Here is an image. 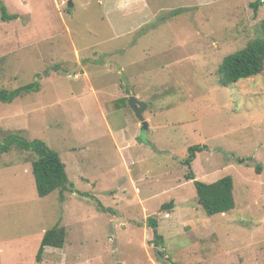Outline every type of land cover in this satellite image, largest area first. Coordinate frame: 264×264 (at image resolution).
<instances>
[{
	"label": "rangeland",
	"instance_id": "obj_1",
	"mask_svg": "<svg viewBox=\"0 0 264 264\" xmlns=\"http://www.w3.org/2000/svg\"><path fill=\"white\" fill-rule=\"evenodd\" d=\"M257 1L0 0V91L40 86L0 102V147L43 140L75 185L41 198L32 155L0 154V264H264V72L230 87L218 72L263 36ZM194 145L196 180L234 178L230 212L200 205L181 162ZM56 226L65 245L39 262Z\"/></svg>",
	"mask_w": 264,
	"mask_h": 264
},
{
	"label": "trees",
	"instance_id": "obj_2",
	"mask_svg": "<svg viewBox=\"0 0 264 264\" xmlns=\"http://www.w3.org/2000/svg\"><path fill=\"white\" fill-rule=\"evenodd\" d=\"M262 3L261 0H258L251 6L257 12L262 6ZM19 17V14H10L7 8L2 5L1 19L3 21H13L19 19ZM261 29L263 34L262 37L254 39L242 50L224 58L218 71L222 86L230 87L243 79L253 78L264 72V20L261 23ZM33 87L38 88L37 90L40 89L36 81L19 90L0 91V102L13 103L16 97L23 91H31ZM3 143L2 147H0V154L10 153L14 147H17L21 151H25L32 155V173L35 178L38 195L41 198L56 191H60L61 193L65 191L74 192L75 185L69 179L66 164L62 161L60 154L48 146L46 142L40 139L30 141L24 138V136L11 134L5 138ZM206 149L207 146L201 145L190 147L188 156L181 162L189 168V173L186 175V178L189 181H194L198 201L207 215L211 217L217 214H226L235 209V181L232 176H227L211 184L196 180V175L193 172V164L197 160L198 154ZM240 162L244 163L245 160L242 159ZM173 208V202L164 204L159 214L163 215L165 211ZM102 209L105 211L103 207ZM148 222L153 229L154 244L157 247L164 246V237L159 232V224L156 217H149ZM65 241L66 230L63 227L56 226L47 231L41 243L37 257L38 261H41L46 248L62 249L65 245ZM163 255V253H160V257ZM171 264L177 263L172 262Z\"/></svg>",
	"mask_w": 264,
	"mask_h": 264
},
{
	"label": "water",
	"instance_id": "obj_3",
	"mask_svg": "<svg viewBox=\"0 0 264 264\" xmlns=\"http://www.w3.org/2000/svg\"><path fill=\"white\" fill-rule=\"evenodd\" d=\"M73 1H69V7H73ZM129 105L132 107V109L135 111L136 116L138 119H140L143 129L148 130L149 125L147 121L145 120L144 113L146 111V104L143 103L141 100H139L136 96H130L129 97ZM156 253L158 257L160 258V253L158 249H156Z\"/></svg>",
	"mask_w": 264,
	"mask_h": 264
},
{
	"label": "crops",
	"instance_id": "obj_4",
	"mask_svg": "<svg viewBox=\"0 0 264 264\" xmlns=\"http://www.w3.org/2000/svg\"><path fill=\"white\" fill-rule=\"evenodd\" d=\"M136 96V95H135ZM137 97V96H136ZM138 98V97H137ZM139 99V98H138ZM140 100V99H139ZM145 114V113H144ZM145 120L147 121V119L145 118ZM148 123V122H147ZM148 125L150 126V124L148 123ZM149 129V128H148Z\"/></svg>",
	"mask_w": 264,
	"mask_h": 264
}]
</instances>
